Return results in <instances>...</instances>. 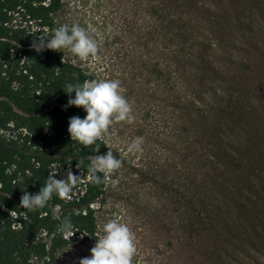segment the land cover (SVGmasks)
Masks as SVG:
<instances>
[{"label": "rangeland", "instance_id": "374dc122", "mask_svg": "<svg viewBox=\"0 0 264 264\" xmlns=\"http://www.w3.org/2000/svg\"><path fill=\"white\" fill-rule=\"evenodd\" d=\"M164 7L188 24L189 62ZM56 21L98 46L64 57L88 80L118 79L132 106V123L100 137L122 164L94 204L97 239L119 217L133 264H264V0H62ZM133 136L143 151L124 154ZM94 243L76 238L59 261L78 264Z\"/></svg>", "mask_w": 264, "mask_h": 264}, {"label": "trees", "instance_id": "16d2710c", "mask_svg": "<svg viewBox=\"0 0 264 264\" xmlns=\"http://www.w3.org/2000/svg\"><path fill=\"white\" fill-rule=\"evenodd\" d=\"M61 8L62 0H0V264H62L60 251L76 238L97 239L94 204L104 194L106 176L97 173L101 182H89L87 165L106 146L100 138L88 146L71 140L68 118H82L85 112L62 107L74 95L64 92L65 85L82 83L88 74L64 57V49L37 52L31 47L60 25L56 15ZM160 11L177 28L176 55L189 62L193 43L187 22L180 13L173 19L172 7ZM65 169L81 175L70 198L53 194L35 210L19 205L23 192H37L48 175L60 178ZM64 216L73 224L69 238L57 231Z\"/></svg>", "mask_w": 264, "mask_h": 264}, {"label": "clouds", "instance_id": "9594fccd", "mask_svg": "<svg viewBox=\"0 0 264 264\" xmlns=\"http://www.w3.org/2000/svg\"><path fill=\"white\" fill-rule=\"evenodd\" d=\"M31 47L37 52L45 48L67 49L80 60H86L96 55L98 46L84 27L72 23L70 27L61 24L53 28L50 37H38L32 42ZM65 89L64 92L74 95H70L66 105L62 107L77 106L85 112L82 118L76 115L68 118L67 132L71 140L85 146L92 145L114 122L129 124L133 122L131 103L123 94L124 89L118 79H93L82 83H69L65 85ZM143 143L142 136H133L123 141V153L133 155L141 153ZM132 163L135 165L136 161L133 160ZM121 164L122 160L114 155L111 149L97 153L90 157V163L87 165L89 182L100 183L102 176L97 173H111L119 169ZM80 178L79 173L74 174L70 169H65L60 178H56L55 174L48 175L37 192L32 194L23 192L19 198V205L24 209L35 210L43 208L53 194L58 198L68 199L73 186ZM56 210L53 209L54 213ZM57 231L68 235V238L74 233L69 216L60 219ZM135 251L133 233L127 223L117 217L102 224V234L89 249L90 255L80 258L78 264H133L132 257Z\"/></svg>", "mask_w": 264, "mask_h": 264}]
</instances>
